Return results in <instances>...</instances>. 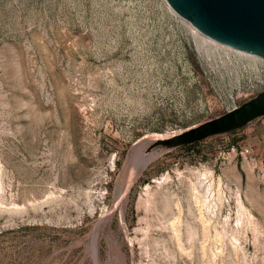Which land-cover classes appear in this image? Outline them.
Here are the masks:
<instances>
[{"label":"rangeland","instance_id":"1","mask_svg":"<svg viewBox=\"0 0 264 264\" xmlns=\"http://www.w3.org/2000/svg\"><path fill=\"white\" fill-rule=\"evenodd\" d=\"M192 27L165 0H0V264H264V116L155 146L264 91V58Z\"/></svg>","mask_w":264,"mask_h":264},{"label":"water","instance_id":"2","mask_svg":"<svg viewBox=\"0 0 264 264\" xmlns=\"http://www.w3.org/2000/svg\"><path fill=\"white\" fill-rule=\"evenodd\" d=\"M199 32L225 46L264 58V0H165ZM264 116V91L228 113L155 146L174 149L240 129Z\"/></svg>","mask_w":264,"mask_h":264},{"label":"bare ground","instance_id":"3","mask_svg":"<svg viewBox=\"0 0 264 264\" xmlns=\"http://www.w3.org/2000/svg\"><path fill=\"white\" fill-rule=\"evenodd\" d=\"M192 25V24H191ZM193 26V25H192ZM193 28V30L196 32V33H200L199 31H197V29L193 26L192 27ZM203 36L206 38V39H210L209 37H207V36H205L204 34H203ZM210 40H212V39H210ZM214 41V40H213ZM219 43V42H218ZM229 50H231V48H229ZM162 138V137H161ZM156 139V138H155ZM157 139H159V137L157 138ZM139 146V145H138ZM147 154V153H146ZM155 157V152H153V153H151V154H148V155H145V154H142L141 155V159H140V162H139V170H141V169H143L144 167H146V165L153 159ZM141 172V171H140ZM131 175V174H130ZM131 177V176H130ZM203 181H204V178H203ZM201 182V181H200ZM205 182V181H204ZM127 184V183H126ZM202 184H203V182H202ZM123 188V187H122ZM128 188V187H127ZM126 188V189H127ZM196 189V188H195ZM199 189V188H198ZM198 189H197V191H198ZM122 190V189H121ZM196 191V190H195ZM122 192H124V191H122ZM121 193V192H120ZM197 193V192H196ZM121 194H123V193H121ZM195 194V193H194ZM199 194H200V192H199ZM202 195H204L203 193H201ZM128 195H126V197H127ZM203 198H204V196H203ZM206 198V197H205ZM195 199H199L198 197H196ZM204 201H206L205 199H203ZM208 200V199H207ZM122 202V201H121ZM201 202V201H200ZM205 204V203H204ZM126 205V204H125ZM210 205V204H209ZM180 208V207H179ZM149 209V208H148ZM178 209V208H177ZM176 210V209H175ZM121 211V210H120ZM180 211V210H179ZM178 211V212H179ZM181 212H182V210H181ZM113 214V213H112ZM202 215V214H201ZM179 216V215H178ZM110 217H112L111 215H110ZM110 217H109V219H110ZM165 217V216H164ZM169 219H171V218H169ZM203 219V218H202ZM108 220V219H107ZM174 220V219H173ZM180 220V219H179ZM205 220V219H204ZM203 221V220H202ZM161 222V221H160ZM177 222V221H176ZM179 222V221H178ZM181 222V221H180ZM180 222H179V224H180ZM203 222H205V221H203ZM108 223V222H107ZM172 224H175V223H173L172 222ZM178 224V223H177ZM184 224V223H183ZM161 225V224H160ZM176 225V224H175ZM203 225V224H202ZM207 225V224H206ZM181 226V225H180ZM185 226V225H184ZM103 227V226H102ZM162 227V226H161ZM169 227V226H168ZM175 227H177V225L175 226ZM179 227V226H178ZM205 227V226H204ZM180 228V227H179ZM149 229V228H148ZM173 229H175V230H173ZM204 229V228H203ZM207 229V228H206ZM162 230V229H161ZM166 230V229H165ZM172 230L175 232L176 231V233H177V237L178 238H181V237H179V236H182V235H180V232H179V230H177V228H174V227H172ZM172 231V232H173ZM190 231V230H189ZM188 231V232H189ZM207 231V230H206ZM97 232V231H96ZM98 233V232H97ZM204 233H205V231H204ZM147 234V233H146ZM189 234V233H188ZM187 234V235H188ZM192 236V234L190 235V237ZM185 237V236H184ZM178 238L176 239V240H178ZM206 238V237H205ZM111 239V238H110ZM182 239V238H181ZM204 239V238H203ZM179 241H180V239H179ZM182 242V241H181ZM178 243H180V242H178ZM113 244V243H112ZM97 246V245H96ZM96 246L94 247V256H95V259H96V261H98V253H97V248H96ZM111 246V245H110ZM115 246V245H114ZM117 246V245H116ZM179 246H180V244H179ZM178 246V247H179ZM118 247H119V245H118ZM183 247H184V245H183ZM111 248V247H110ZM112 249V248H111ZM180 249V248H179ZM181 249H183L182 247H181ZM180 249V250H181ZM185 249V248H184ZM183 249V250H184ZM117 250V249H116ZM122 250V249H121ZM183 250H181V251H183ZM110 251V250H109ZM99 252V251H98ZM111 252V251H110ZM117 252H119V254H122L120 251H117ZM187 252H188V250H187ZM183 253V252H182ZM110 254V253H109ZM113 254V253H112ZM112 254H110V255H112ZM118 254V253H117ZM116 254V255H117ZM112 257V256H111ZM118 257H119V255H118ZM122 257V256H121ZM102 259V258H101ZM126 259V258H125ZM124 259V260H125ZM119 260H120V258H119ZM124 260H122L123 261V263L125 262ZM101 261V260H100ZM121 261V260H120ZM119 261V262H120ZM99 262V261H98ZM101 263V262H100ZM122 263V264H123ZM99 264V263H98ZM125 264H127V262L125 263Z\"/></svg>","mask_w":264,"mask_h":264}]
</instances>
